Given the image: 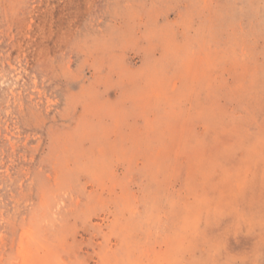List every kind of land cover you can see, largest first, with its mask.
Wrapping results in <instances>:
<instances>
[{
    "label": "rangeland",
    "instance_id": "obj_1",
    "mask_svg": "<svg viewBox=\"0 0 264 264\" xmlns=\"http://www.w3.org/2000/svg\"><path fill=\"white\" fill-rule=\"evenodd\" d=\"M0 264H264V0H0Z\"/></svg>",
    "mask_w": 264,
    "mask_h": 264
}]
</instances>
